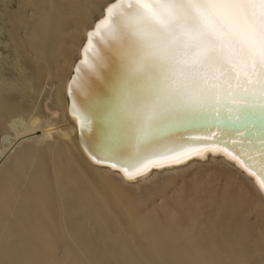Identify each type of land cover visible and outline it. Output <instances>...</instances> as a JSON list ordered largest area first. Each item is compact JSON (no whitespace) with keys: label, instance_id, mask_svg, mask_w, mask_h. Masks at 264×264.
<instances>
[{"label":"bare ground","instance_id":"1","mask_svg":"<svg viewBox=\"0 0 264 264\" xmlns=\"http://www.w3.org/2000/svg\"><path fill=\"white\" fill-rule=\"evenodd\" d=\"M24 2L34 5V0ZM73 2L68 21L61 18L70 15L66 6L45 0L40 2L45 6L31 16L36 28L29 25L23 38L13 33L0 37V264H260L254 259L257 254L264 258V193L253 169H258L261 157L234 132L224 136L222 128L213 127L210 132H186L184 136L206 140L215 133L216 147L247 154L245 164L252 175L222 151L189 152L178 161L166 159L159 166H145L146 161L137 156L145 146L135 142L112 147L121 156L114 161L116 166L94 162L90 153L98 141L87 128L81 129L74 110L84 97L69 84L83 58L87 32L101 16V5L114 0ZM17 19L22 21V14ZM94 47L102 50L104 38L96 37ZM86 71L82 69L81 74ZM35 80L46 89L44 102L34 101L26 108L11 87L31 92ZM146 147L172 156L206 146H180L172 138H156ZM121 166L128 168L127 176ZM199 166L225 169L234 187L231 195L219 191L222 194L217 199L213 189L214 200H206L212 209L204 216L194 210L193 202L176 200L175 205L183 210L176 215L173 205L168 211L166 203L167 211L162 206L161 218L156 220L125 200V187L137 188L156 177L184 175ZM247 201L258 229H251L243 215Z\"/></svg>","mask_w":264,"mask_h":264},{"label":"snow or ice","instance_id":"2","mask_svg":"<svg viewBox=\"0 0 264 264\" xmlns=\"http://www.w3.org/2000/svg\"><path fill=\"white\" fill-rule=\"evenodd\" d=\"M96 37L104 38L102 50ZM82 53L69 87L84 97L74 110L98 141L94 162L118 161L111 145L135 142L145 146L137 153L145 166L222 151L252 175L247 154L216 147L215 133L206 140L184 133L223 126L227 136L264 122V0H114L101 5ZM156 138L206 147L169 156L146 147ZM258 143L261 162L253 170L264 193V131Z\"/></svg>","mask_w":264,"mask_h":264},{"label":"rangeland","instance_id":"3","mask_svg":"<svg viewBox=\"0 0 264 264\" xmlns=\"http://www.w3.org/2000/svg\"><path fill=\"white\" fill-rule=\"evenodd\" d=\"M41 1H45V0H34V5H29V4L27 5V4H25L26 2H24V0H22L23 4L20 3L21 0H4V1L0 0V8L3 11L2 12L3 15L2 14L1 15L4 17V19L1 20V18H3V17L0 16L1 17L0 18V37L1 38H4V37L7 38V37H9V34H11V33H13L14 35L16 34V35H18L19 37H22V38L25 37L26 34L29 31V27L31 25H33V18L31 17L32 14H33V11L34 10H38L39 7H44L45 6V5H41L40 4ZM55 1H56L57 5L58 4H63L64 6H66L68 11L74 9L73 0H64V1L63 0H60V1L59 0H55ZM4 4H6V5H4ZM6 6H7V8H5ZM0 12H1V10H0ZM69 13H70L69 16H67V17L62 16L61 18L62 19H66L67 21L70 20V16H73L71 13H73V12L70 11ZM21 14H22V21L17 19V16L21 15ZM33 27L36 28V24H34ZM33 84H34L35 88H34V91H31V92H26V91L25 92L24 91L19 92V91H17L14 88V86L11 87V89H13V91L12 90L11 91H12V93H14L15 98H17L18 100L20 99L21 105H23L26 108H28L29 104L34 102V101H36L39 105H42L43 102H44L43 98L45 96V90L46 89L41 88L40 82H38L36 80L33 82ZM38 90H40L39 94H37ZM75 161H76V159H75ZM43 162L45 163V165H48V159L46 157L43 158ZM223 170H225V169H223V168H221L219 166H217V167L199 166V167H195V168H192V169L188 170L187 172H185L184 175L183 174H177L176 177L174 175V176H172L170 178H162V177L158 178V177H156L154 180L157 181V182L152 180L150 182L141 184L137 188L125 187L124 188V193L126 195H128L125 198V200H130L135 205V207H136V209L138 211L143 212L142 209H144L145 213L153 214V215L150 214V216H153L156 220H159L161 218V213L163 212L164 208H165V211H167V208L170 209L168 211H172V205L174 207L173 210H175V212L177 213L176 215H178V212L180 213L179 210L182 211L183 209L178 208L175 205L174 201H176V200H182L183 203H186L188 201L189 202H193L194 205L192 207L194 208V210L195 211L198 210V212L200 211L201 212L200 215L204 216L206 214V212H208L210 209H212V206L210 205L211 204L210 202H211V200H214V195H213L214 192H215V199L220 197L221 194L224 193V192H225V194H228V195H231V194L234 193V191H233L234 187L229 182L231 179L227 177V175L225 174V171H223ZM186 173H187V175H186ZM215 174H217V175L215 176ZM223 174H224V176H223ZM218 175H219V177H218ZM180 176L181 177L184 176L183 178L185 180L183 178H181ZM161 178H162V180H160ZM224 178H226V180ZM169 179H170V181H168ZM176 180H177V182H176ZM192 181H193V183H192L193 185H191V183H190ZM149 183H150V185H149ZM197 183H198L199 186L197 185ZM200 183H202V184H200ZM156 184L159 185L160 187L157 186ZM225 185H227L226 186L227 189H225L226 188ZM154 186H155L156 189L154 188ZM180 186H182L183 188L180 187ZM157 187H158L159 191H158ZM130 188L131 189L133 188L132 191L130 190ZM141 188H143V189H141ZM194 188L197 189V190H195ZM204 188H206V189H204ZM160 189L162 190V192H160L161 191ZM177 189H179V190L177 191ZM213 189H214V192L212 191ZM151 190H153V191H151ZM209 190L211 191L210 192L211 196L213 195L212 198L210 196ZM226 190H228V191H226ZM133 191H135V193H133ZM179 191H181V192H179ZM219 191L222 192V193L219 194ZM130 192H131L132 195L130 194ZM228 192H230V193H228ZM208 193H209V195H208ZM130 195L132 197L131 199H130ZM172 195H174V196L176 195V196L174 197ZM182 195H183V197H182ZM204 195L205 196L208 195V197L206 198V197H204ZM169 196L170 197L172 196L173 198L171 197L172 198L171 199V198H169ZM177 196H179V197H177ZM142 197L143 198L146 197V198L143 199ZM189 197L191 198L192 201L189 200L190 199ZM246 197H248L247 194H246ZM204 200L205 201L209 200L210 201V202L208 201L209 204H208L207 201L205 202ZM151 202H153L155 204H153ZM169 203H170V206H169ZM162 204H164V205H162ZM165 204H166L167 208H166ZM197 204H199L200 206H198ZM202 204H204V205L202 206ZM205 205H206V207H205ZM162 206L164 208H162ZM194 206L195 207L197 206V209H195ZM251 207H252L251 206V202L248 203V201H247L246 205L242 209V212H243V215H244L245 219L249 223L250 228L255 230V229L259 228V222H258L257 218L255 217V213H254L253 209H251ZM155 208H156V210L157 209L158 210L156 211ZM159 208L162 209V210H160ZM204 208H206L207 211H204ZM191 210H193V209H191ZM151 211H153V212H151ZM184 211H185V213L188 212L186 209ZM115 242L117 244H120V245L124 244V242H118V240H116ZM109 259L111 260V258H109ZM254 260H255L256 263L264 264V258L261 255L257 254V256L255 257Z\"/></svg>","mask_w":264,"mask_h":264},{"label":"water","instance_id":"4","mask_svg":"<svg viewBox=\"0 0 264 264\" xmlns=\"http://www.w3.org/2000/svg\"><path fill=\"white\" fill-rule=\"evenodd\" d=\"M215 128H216V130H219V128H217V127H215ZM221 128L223 129V126ZM261 131H264V122L257 119L251 130L245 131V128L242 126L237 131H235L234 133L239 138L240 141L246 140L244 145L251 146L253 149H255V151H257V157H261L260 152H259V143H258ZM78 133L82 134V130L79 129ZM239 133H243V135L241 136V135H239ZM254 133H255V135H254ZM234 143H240V142H234ZM241 143H243V142H241ZM118 146L119 145H111V147H118ZM90 154H91V157L93 158V154L92 153H90ZM254 157H256V156H254ZM104 163H107L110 165H113V164L116 165V163L114 161H107ZM121 167L124 169L123 166H121Z\"/></svg>","mask_w":264,"mask_h":264}]
</instances>
